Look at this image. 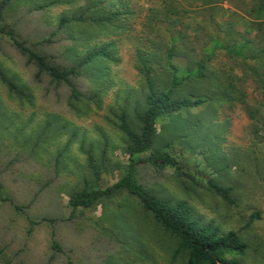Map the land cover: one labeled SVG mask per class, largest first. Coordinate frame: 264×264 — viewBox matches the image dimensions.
<instances>
[{
	"label": "rangeland",
	"instance_id": "obj_1",
	"mask_svg": "<svg viewBox=\"0 0 264 264\" xmlns=\"http://www.w3.org/2000/svg\"><path fill=\"white\" fill-rule=\"evenodd\" d=\"M263 3L14 0L2 23L30 46L50 38L51 44L33 49L51 63L69 68L107 46L113 58L101 59L73 79L85 96L75 100L66 84L46 74L37 82V68L0 35V69L28 97H17L0 81V264H171L176 239L127 192L78 209L70 218L74 193L107 188L127 174V138L117 125L126 113L139 129L135 113L144 109L147 67L161 90L174 72L185 78L204 63V78H192L177 91L207 103L160 118L155 145L172 143L166 151L193 169L200 166L202 176L184 179L170 168L141 165L139 183L162 198L187 201L224 233L238 231L255 211L264 218ZM113 14H120L113 24L87 21L58 30L63 17ZM88 150L100 166L99 179ZM205 176L233 186L238 207L209 192ZM241 238L249 246L244 262L264 264V219ZM176 264H187V255Z\"/></svg>",
	"mask_w": 264,
	"mask_h": 264
},
{
	"label": "trees",
	"instance_id": "obj_2",
	"mask_svg": "<svg viewBox=\"0 0 264 264\" xmlns=\"http://www.w3.org/2000/svg\"><path fill=\"white\" fill-rule=\"evenodd\" d=\"M13 1H0V35L7 36L17 50L26 57L27 64H33L37 68L35 75L37 82L41 80L42 75L46 74L52 81L58 84H66L71 89V97L73 99L84 98L85 96L75 87L73 79L81 76L83 71L98 64L101 59L112 60L113 56L109 51L110 47H101L93 50L72 67L57 66L51 63L46 55L33 49L36 45L51 44L52 40L50 38L30 46L28 42L21 41L17 37L10 25L2 23L4 12ZM262 6L261 10L264 14V3ZM40 9H43V7ZM119 15L113 14L106 18L100 16L97 18L63 17L58 23V30H63L65 27L74 24L86 23L87 21L95 24H113ZM212 56H209L208 60ZM204 66V63H200L194 75L181 79L174 72L169 86L161 90H157L155 87L151 76V68L147 67L145 70L147 94L144 100V109L142 111L137 110L135 113V121L139 125V129L136 130L134 128L126 113H122L119 117L120 124L117 125V129L127 138V151L130 160L128 172L107 188L89 189L86 187L82 191L74 193L70 199L72 207L71 219L75 217V211L78 209H90L100 201L109 199L119 192H127L138 199L143 210L152 216L159 227L176 239L178 245L173 254L171 264H176L178 257L183 254L187 255V264H246L243 258L249 246L242 240L241 233L250 230L253 225L264 219L261 211L253 212L249 216L248 221L238 231L224 233L221 230V226L216 225L213 221H205L202 217H199L195 209L187 201L162 198L149 191L136 179L137 169L141 165H151L158 170L170 168L180 178L184 179L189 176H202V170L199 169L200 166L193 169L189 164L178 161L166 151L172 143H168L164 148H156L155 145L158 133L157 122L160 118L164 116L177 117L183 110L189 111L201 108L207 103L205 99L187 95L182 96L177 91L192 78L198 81L202 80L204 78ZM0 81L17 97L21 99L28 98L26 92L15 84L1 69ZM172 121L176 123V120ZM188 126L193 131L192 125ZM103 153L105 155L106 147L103 149ZM146 153L150 155L146 158L135 159L136 155ZM86 155L89 165L95 174L94 176L99 179L101 174L100 166L90 150L86 151ZM58 162L59 157L56 160L57 164ZM205 177L203 181L206 182L205 187L209 189V192L222 199L229 207H238V199L234 195L235 188L233 186L223 185L215 176ZM195 183L197 187L201 186L199 183ZM16 209L20 210V207L16 206ZM43 221L56 222L54 219H44ZM53 248L55 250L60 249L57 243L53 244Z\"/></svg>",
	"mask_w": 264,
	"mask_h": 264
}]
</instances>
